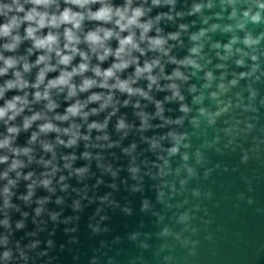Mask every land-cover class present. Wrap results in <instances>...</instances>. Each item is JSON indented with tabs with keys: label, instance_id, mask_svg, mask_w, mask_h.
I'll return each instance as SVG.
<instances>
[{
	"label": "water",
	"instance_id": "95a60500",
	"mask_svg": "<svg viewBox=\"0 0 264 264\" xmlns=\"http://www.w3.org/2000/svg\"><path fill=\"white\" fill-rule=\"evenodd\" d=\"M123 2L112 0L115 5ZM195 5L200 6L199 12L194 11ZM260 5L264 0H174L173 6L152 8L145 19L161 13L172 16L156 25L162 35L180 33L178 40L168 42L169 56L177 61L190 58L198 66L161 59L165 76L179 68L186 77L175 81L183 99L166 100L171 91L153 86L149 95L163 107L158 116L154 103L132 97L125 107L123 101L129 98L115 92L120 104L104 132L89 133L87 125L75 119L89 141L80 140L72 148L56 146L59 171L51 178L54 191L37 185L31 199L25 201L22 197L28 194L31 181H25L23 175L33 172L37 179L51 171L35 162L49 160L51 154L43 152L38 143L33 145V163L20 157L27 167L20 170L22 176L11 189V208H4L2 190L7 182L0 180V222L8 220L7 227L0 224V241L7 240L6 245L0 243V256L6 250L13 254L10 261L0 260V264H264V8ZM145 6L150 7L151 0ZM63 7L61 0V10ZM98 7L92 6L94 11ZM257 15L259 19L254 20ZM25 26L19 30L21 37ZM94 27V23L84 24L85 31ZM156 34L154 27L149 36ZM6 42L0 39V46ZM110 46L115 49L117 41H110ZM30 47L31 42L24 41L15 53L3 54L26 56ZM80 47L87 50L85 45ZM192 48L198 52L193 54ZM40 54L28 57L29 62L34 63ZM134 55L143 66L145 59L158 54ZM79 62L77 57L73 66ZM92 63H97L95 58ZM111 63L109 58L101 67L106 69ZM18 70L22 68L18 66ZM37 71L33 69L25 78L34 82ZM133 73L134 67H130L119 75L126 79ZM158 74L159 69L154 70L153 75ZM57 75L59 72L49 73L46 80ZM11 78L10 70L8 76L0 77V86ZM74 82L79 84L80 78ZM159 83L164 88L169 81ZM134 87L148 91L143 79ZM17 94L22 95L7 92L5 99ZM89 94H80L79 99L85 100ZM53 97L60 105L56 111L63 114L68 106L64 96L53 93ZM137 101L139 109L133 107ZM3 104L0 100V107ZM32 107L40 111L43 103ZM93 107L99 105L90 104L86 111ZM111 111L90 116L88 123H103ZM141 111L149 117V127L143 130L136 114ZM23 115L31 113L26 109L13 123L22 126ZM121 118L130 126L127 135L116 130ZM36 130L34 124L22 131L14 146H28L31 132ZM3 134L6 127L0 122V138ZM104 135L107 141L97 140ZM61 138L67 141V137ZM41 139L54 143L56 134ZM85 152L90 158L83 157ZM70 155L76 159L66 169L63 157ZM7 167L0 165V173ZM80 168L88 169L83 177L75 175ZM9 176L17 179L15 173ZM37 208L42 209L39 215ZM18 223L23 227L17 228Z\"/></svg>",
	"mask_w": 264,
	"mask_h": 264
},
{
	"label": "clouds",
	"instance_id": "9594fccd",
	"mask_svg": "<svg viewBox=\"0 0 264 264\" xmlns=\"http://www.w3.org/2000/svg\"><path fill=\"white\" fill-rule=\"evenodd\" d=\"M62 3L64 7L61 10V0H0V17H3L4 20L3 23H0V39L8 41L0 46L2 47L0 64L3 65L0 67V77L8 76L10 70L13 77L6 79L0 86V100L4 101L3 106L0 107V122H3L6 127V134L0 138V152L5 153L0 155V165H8L6 170L0 173V180L7 182L2 190L5 209L13 207L10 202L13 195L11 189L16 186L22 176L20 170L27 167L20 157H26L28 164L35 160L33 145L38 143L43 152L51 154L52 158L49 160L41 158L35 161L37 164L43 165L45 169L51 168V171H44L37 179H33V172L23 175L25 181H31L28 184V194L22 197L25 201L31 199L33 189L37 185L50 192L54 191L51 187V178L59 171L55 163L56 146L72 148L80 140L89 141L88 135L81 134V124L75 123V119L82 120L87 125L89 133L92 130L104 132L108 121L118 111L117 105L120 104V101L115 99L114 95L117 91L129 98L123 101V106H128L132 97H141L154 103L157 109L156 114L160 116L163 112L161 103L154 101L149 95L153 86L159 91H171L172 96L166 97V100L177 98L182 100L179 86L175 81L186 79L179 68L175 69L170 76H165L161 59L168 57L172 64L198 67L195 61L190 58L177 61L169 56L168 42L178 40L180 33H169L165 37L161 34L162 30L156 25L165 18L172 20V16L161 13L154 19H145L152 8L173 6L174 0H151L150 7L145 6L148 4V0H124L122 5H115L112 0H62ZM93 5H99V7L94 11ZM260 7L264 8V5H260ZM53 8L55 11H51ZM194 11L199 12L200 6L195 5ZM179 15L177 13V16ZM253 19L258 20L259 16L257 15ZM86 21L94 23L95 27L85 31ZM24 25H26L23 29L24 35L21 37L19 30ZM154 27L157 34L149 36ZM185 28V25H180L181 31ZM45 29L48 30L46 35L43 34ZM137 31L139 32L138 36ZM113 39L118 43L115 49L110 46V41ZM192 39L196 40L198 37L193 36ZM24 41L31 42V47L26 50V56L10 55L6 57L3 54V52L15 53ZM142 44L145 47H141ZM81 45H85L87 50H82ZM36 52L42 54L37 55L34 63H30L28 57ZM148 52L158 55L151 60L145 59L143 66H140L139 57L134 53H139V56L143 57ZM191 52L196 54L198 49L192 48ZM77 57L80 62L73 66V61ZM93 58L97 63H92ZM109 58L113 59V63L106 69L102 68L101 65ZM53 61L55 62L53 63ZM18 66L22 68V71L18 70ZM130 67H134V73L126 79H122L119 74ZM33 69H38V71L34 82H29L25 76L30 74ZM156 69H159V74L153 75ZM56 72H59V75L46 80L49 73ZM89 72L92 73V76L86 75ZM76 77L80 78L79 84L74 82ZM141 79L147 81L148 91L134 87ZM161 79L169 81L164 88L160 87ZM29 89L32 90L31 93L28 91ZM94 89L101 91H93ZM13 90L22 93V95L17 94L13 95L11 99H5V93ZM53 93L56 96L63 95L65 102L68 103L63 114L56 111L60 105L54 99ZM86 93H90L87 95V99H79L80 94ZM30 94L31 100H29ZM41 103H43L42 110L34 111L32 106ZM90 104H98L99 107H93L86 111ZM133 107L139 109V101ZM109 108L112 111L103 123L96 121L88 123L90 116L98 115ZM26 109L31 115H23L22 126L15 125L13 122L17 117H21ZM181 111H186V109L181 107ZM136 114L141 119L142 130L149 127V117L142 111ZM63 123H68L69 126H58ZM34 124H36L37 130L31 132L27 141L28 146H14L19 134L22 131H29ZM129 127L123 118L117 121V132L123 131L124 135H127L126 130ZM50 133L56 134L54 143L41 139L42 136L47 137ZM61 137H67V141L65 142ZM101 139L107 141L108 136L97 137V140ZM85 146L88 147L87 144ZM108 146L112 147L113 145L109 144ZM9 154H11V159ZM83 157L90 158V153H83ZM63 159L64 167L70 169L71 162L76 157L70 155L64 156ZM87 171V168L76 169L75 175L83 177ZM132 171L135 172L136 169H132ZM10 173H15L17 179H11ZM60 179L63 181L64 177L61 176ZM64 187L66 188L67 185ZM44 202L37 201L39 204ZM57 202L59 203V201ZM41 211V208H37L36 214L39 215ZM0 224L7 227L8 220L5 219ZM16 227L21 228L23 225L18 223ZM0 243L6 245L7 240L0 241ZM12 255L10 250H6L0 256V260L10 261Z\"/></svg>",
	"mask_w": 264,
	"mask_h": 264
}]
</instances>
